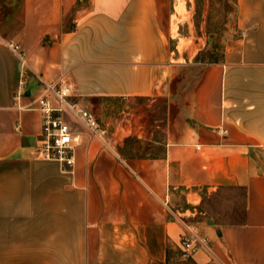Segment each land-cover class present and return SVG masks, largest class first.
<instances>
[{"label": "crops", "instance_id": "crops-1", "mask_svg": "<svg viewBox=\"0 0 264 264\" xmlns=\"http://www.w3.org/2000/svg\"><path fill=\"white\" fill-rule=\"evenodd\" d=\"M235 7L203 59L171 48L176 0H0V264H264V0ZM40 81L106 132L68 119L71 171L38 152ZM227 192L229 220L202 210Z\"/></svg>", "mask_w": 264, "mask_h": 264}, {"label": "built area", "instance_id": "built-area-1", "mask_svg": "<svg viewBox=\"0 0 264 264\" xmlns=\"http://www.w3.org/2000/svg\"><path fill=\"white\" fill-rule=\"evenodd\" d=\"M9 47L23 62L24 54L20 47L13 44ZM40 82L43 85L42 95L27 107L34 108L41 114V139L38 152L42 158L60 163L64 171H71L74 165V151L82 145L83 140L68 119L71 118L74 123L86 127L89 132L88 139L102 140L106 132L100 128L94 114L78 105L68 85ZM20 86H24V81ZM177 220L182 224L184 231L181 239V259L186 261L198 248L205 246V241L198 238L189 225L179 218Z\"/></svg>", "mask_w": 264, "mask_h": 264}, {"label": "rangeland", "instance_id": "rangeland-1", "mask_svg": "<svg viewBox=\"0 0 264 264\" xmlns=\"http://www.w3.org/2000/svg\"><path fill=\"white\" fill-rule=\"evenodd\" d=\"M235 17V0H176L171 48L177 47L185 58L197 52L198 49L202 51L208 49L210 53L205 54L203 59H217L224 42L237 35ZM235 194L238 195V193ZM235 194L227 192L221 195L223 198L221 203L227 206L216 207L214 201L212 202L213 199H210L211 202L210 200L204 202L202 210L210 207L214 213L220 215V220H229L235 212L229 204L233 196H236ZM236 212L240 217L241 204L238 205ZM209 213L213 214L211 211Z\"/></svg>", "mask_w": 264, "mask_h": 264}, {"label": "bare ground", "instance_id": "bare-ground-1", "mask_svg": "<svg viewBox=\"0 0 264 264\" xmlns=\"http://www.w3.org/2000/svg\"><path fill=\"white\" fill-rule=\"evenodd\" d=\"M184 45V43H182Z\"/></svg>", "mask_w": 264, "mask_h": 264}]
</instances>
